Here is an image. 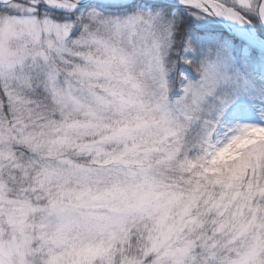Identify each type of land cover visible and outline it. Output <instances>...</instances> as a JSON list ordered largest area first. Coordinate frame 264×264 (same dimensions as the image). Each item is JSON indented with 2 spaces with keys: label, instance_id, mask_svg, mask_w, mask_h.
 Returning a JSON list of instances; mask_svg holds the SVG:
<instances>
[{
  "label": "snow or ice",
  "instance_id": "obj_1",
  "mask_svg": "<svg viewBox=\"0 0 264 264\" xmlns=\"http://www.w3.org/2000/svg\"><path fill=\"white\" fill-rule=\"evenodd\" d=\"M0 264H264V0H0Z\"/></svg>",
  "mask_w": 264,
  "mask_h": 264
}]
</instances>
